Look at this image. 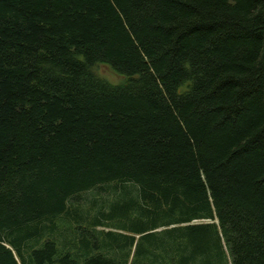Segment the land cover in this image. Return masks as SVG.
I'll return each instance as SVG.
<instances>
[{
    "label": "trees",
    "instance_id": "obj_1",
    "mask_svg": "<svg viewBox=\"0 0 264 264\" xmlns=\"http://www.w3.org/2000/svg\"><path fill=\"white\" fill-rule=\"evenodd\" d=\"M0 264H264V0H0Z\"/></svg>",
    "mask_w": 264,
    "mask_h": 264
},
{
    "label": "rangeland",
    "instance_id": "obj_2",
    "mask_svg": "<svg viewBox=\"0 0 264 264\" xmlns=\"http://www.w3.org/2000/svg\"><path fill=\"white\" fill-rule=\"evenodd\" d=\"M95 72L98 74V76L106 80L111 85H119L123 83L125 80L124 76L114 73L107 65H104V64L98 65L95 69ZM88 195L89 194L85 195V197ZM91 195L92 194H90V196ZM90 196H88L89 198L87 199H91Z\"/></svg>",
    "mask_w": 264,
    "mask_h": 264
}]
</instances>
